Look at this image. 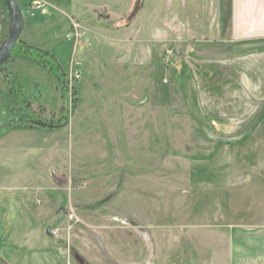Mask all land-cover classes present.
Returning a JSON list of instances; mask_svg holds the SVG:
<instances>
[{
    "label": "rangeland",
    "instance_id": "374dc122",
    "mask_svg": "<svg viewBox=\"0 0 264 264\" xmlns=\"http://www.w3.org/2000/svg\"><path fill=\"white\" fill-rule=\"evenodd\" d=\"M17 1L0 264L43 239L99 263L229 264L233 228L264 225V50L230 39L232 0ZM9 25L1 4L0 46Z\"/></svg>",
    "mask_w": 264,
    "mask_h": 264
},
{
    "label": "crops",
    "instance_id": "0c3cea01",
    "mask_svg": "<svg viewBox=\"0 0 264 264\" xmlns=\"http://www.w3.org/2000/svg\"><path fill=\"white\" fill-rule=\"evenodd\" d=\"M230 39L249 54L264 50V0H232ZM228 240L229 264H264V225H240L233 228ZM52 242L51 239H43L42 243L34 241L23 263L81 264L78 260L80 256L88 264H109L93 261L76 248H72L76 252L72 254ZM105 252H109L108 249ZM105 255L107 260L108 253Z\"/></svg>",
    "mask_w": 264,
    "mask_h": 264
},
{
    "label": "water",
    "instance_id": "95a60500",
    "mask_svg": "<svg viewBox=\"0 0 264 264\" xmlns=\"http://www.w3.org/2000/svg\"><path fill=\"white\" fill-rule=\"evenodd\" d=\"M9 14L10 25L4 42L0 46V67L6 64L13 49L18 44L25 27V17L17 0H0ZM81 264H88L85 259L78 256Z\"/></svg>",
    "mask_w": 264,
    "mask_h": 264
},
{
    "label": "trees",
    "instance_id": "16d2710c",
    "mask_svg": "<svg viewBox=\"0 0 264 264\" xmlns=\"http://www.w3.org/2000/svg\"><path fill=\"white\" fill-rule=\"evenodd\" d=\"M2 6H4V4L2 3ZM14 50V49H13ZM13 52V51H12ZM7 102H8V100H7Z\"/></svg>",
    "mask_w": 264,
    "mask_h": 264
}]
</instances>
